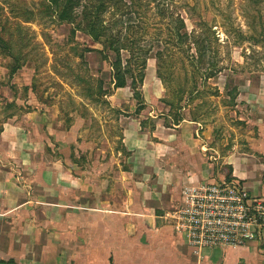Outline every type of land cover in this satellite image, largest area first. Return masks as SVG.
Listing matches in <instances>:
<instances>
[{"label": "rangeland", "instance_id": "374dc122", "mask_svg": "<svg viewBox=\"0 0 264 264\" xmlns=\"http://www.w3.org/2000/svg\"><path fill=\"white\" fill-rule=\"evenodd\" d=\"M0 1L17 56L0 48V132L10 118L24 119L28 135L43 141L35 151L38 165L44 163L40 150L61 157L70 146L71 164L78 175L91 171L99 197L106 171L112 169L110 179H116L118 170L129 169L122 129L136 114L130 108L137 100L129 87L113 86L111 65L101 53L85 49L103 48L110 59L114 52L81 31L73 37L69 23L45 12L47 0ZM21 4L28 12L15 17ZM180 17L187 31L182 39L176 32ZM104 18L111 33L151 49L154 79L144 82L143 93L158 115L155 122L201 121L216 178L236 175L264 193V0H129L118 12L110 5ZM122 55L125 61L130 53ZM144 122H150L148 130L154 127L151 118Z\"/></svg>", "mask_w": 264, "mask_h": 264}, {"label": "crops", "instance_id": "0c3cea01", "mask_svg": "<svg viewBox=\"0 0 264 264\" xmlns=\"http://www.w3.org/2000/svg\"><path fill=\"white\" fill-rule=\"evenodd\" d=\"M154 73L148 66L145 81ZM136 108L134 103L130 112ZM150 108L146 102L124 122L121 140L130 152L129 169L118 170L116 179H110L112 169L106 171L99 197L91 171L78 175L71 164L70 146L61 151L64 157L40 150L44 163L38 165L35 151L43 141L28 135L24 119L4 123L0 156L10 161L0 159V259L11 264H264L260 241L198 252L175 229L173 213L182 205L184 187L217 179L207 156L211 147L201 121L184 118L169 126L155 122L158 115ZM149 118L151 130L144 122Z\"/></svg>", "mask_w": 264, "mask_h": 264}, {"label": "built area", "instance_id": "2783aa9c", "mask_svg": "<svg viewBox=\"0 0 264 264\" xmlns=\"http://www.w3.org/2000/svg\"><path fill=\"white\" fill-rule=\"evenodd\" d=\"M175 229L196 251L264 245V193L236 175L185 186L173 213Z\"/></svg>", "mask_w": 264, "mask_h": 264}, {"label": "trees", "instance_id": "16d2710c", "mask_svg": "<svg viewBox=\"0 0 264 264\" xmlns=\"http://www.w3.org/2000/svg\"><path fill=\"white\" fill-rule=\"evenodd\" d=\"M4 3L8 1L2 0ZM129 0H89L83 3V0H47L45 12L54 17L55 20L61 23H69L71 25L70 34L75 37L78 31H81L90 36V38L99 44H108L110 51H113L115 57L110 59V56L103 48L87 47L86 52L97 51L101 53L103 60L108 61L111 65V79L114 87L125 88L129 87L133 97L137 100L136 113L141 112L146 107V99L143 93V85L148 67V59L150 48L143 45H137L134 40L124 41L119 32L111 33L110 26L105 23L104 14L109 9L110 5H115L117 12L127 7ZM131 4V3H130ZM129 4V5H130ZM79 8L81 9L80 11ZM5 9L0 1V48L7 54L17 59L11 47L10 36L7 35L8 28L3 22V10ZM11 10V9H10ZM28 12V8L24 4L20 5L19 13L15 17ZM34 14V12L32 11ZM116 12H114L115 14ZM129 13V12H127ZM176 32L177 36L182 39L187 36L186 23L182 17L179 19ZM115 21L114 24H117ZM185 30V31H183ZM103 39V40H102ZM4 45V46H3ZM205 50V46H200ZM122 50H127L130 53L128 59H123ZM202 56H205V51H200ZM84 56V52L80 53ZM16 65L13 71L18 70ZM157 75L165 84L166 80L160 72L159 64L157 65ZM12 261L0 259V264H11Z\"/></svg>", "mask_w": 264, "mask_h": 264}]
</instances>
